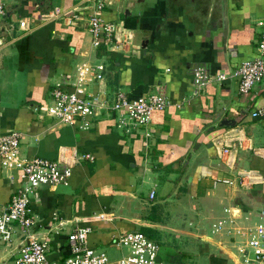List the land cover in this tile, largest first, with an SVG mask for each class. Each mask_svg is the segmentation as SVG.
Returning a JSON list of instances; mask_svg holds the SVG:
<instances>
[{
  "label": "crops",
  "instance_id": "obj_1",
  "mask_svg": "<svg viewBox=\"0 0 264 264\" xmlns=\"http://www.w3.org/2000/svg\"><path fill=\"white\" fill-rule=\"evenodd\" d=\"M105 1L110 4L102 19L132 31L131 45L123 50L92 46L83 21L41 20L47 8L66 11L73 0H0V133H20L19 157L71 165L65 183L42 185L31 194L34 238L45 240L46 257L59 262L68 254L66 235L75 225L89 226L87 244L100 250L116 234L137 228L170 227L181 234L184 215L199 253L215 251L209 264L235 260L227 230L264 223L258 213L264 159L250 151L264 147V116H250L264 104V77L241 94L230 75L255 54L264 0ZM98 63L102 79L85 76V94L111 102L116 92L128 98L158 92L168 104L142 126L117 125L123 110L98 108L82 128L83 119L63 124L37 109L51 103L54 86L72 88L82 64ZM195 65L209 74L202 89L193 85ZM223 118L235 124H219ZM222 147H229L228 164L218 155ZM73 148L92 159L69 161ZM242 169L254 170L260 182L241 187L221 181L235 180ZM21 183L17 169L0 165V213ZM218 221V236L205 231ZM5 235L0 262L8 263L24 236L14 224Z\"/></svg>",
  "mask_w": 264,
  "mask_h": 264
},
{
  "label": "built area",
  "instance_id": "obj_2",
  "mask_svg": "<svg viewBox=\"0 0 264 264\" xmlns=\"http://www.w3.org/2000/svg\"><path fill=\"white\" fill-rule=\"evenodd\" d=\"M109 4V1L105 0H73L66 11L51 7L42 12L40 17L43 21L64 18L69 25L83 21L91 36L92 46H103L109 51L123 50L131 45L133 34L131 30L119 24L102 19V9ZM3 14L4 6L0 2V16ZM102 72L103 65L100 63L82 64L76 69L74 81L71 83L72 88L54 86L50 90L51 103L38 106L37 109L63 124L71 125L78 119H83L80 124L82 128H87L89 124L85 117L96 114L98 108L123 110L125 116L118 119L117 125L142 126L149 121L152 112L161 110L168 104L165 96L158 92L134 98L116 92L111 102L101 101L95 95L85 94L82 87L85 76L90 75L93 79L101 81ZM191 72L194 87L202 89L209 76L207 70L201 65H195ZM230 76L237 78V91L241 94L247 93L264 77V28L256 41L255 54L242 61ZM250 116H264V104L251 111ZM19 138L20 133L16 130L0 133V165L6 169H17L22 181L11 195L7 207L0 213V236L6 238L7 227L14 224L20 228L24 240L17 248V253L11 262H0V264H162L158 244L139 230L116 234L111 244L116 248L126 247L127 253L117 259L109 260L104 251L88 246L87 235L90 227L81 225H75L66 235L67 256L59 262L50 261L46 257L47 242L34 238L31 230L35 221L29 208L30 196L39 186L65 183L71 173V165L70 162L36 156L19 157ZM238 144L240 145V142ZM250 151L264 159V147H251ZM218 155L226 156L225 163H229L231 156L229 147H222ZM66 157L69 161L77 158L92 159L89 153L78 152L74 148L70 149ZM260 180L261 177L252 169L240 170L235 180L221 179L225 184L236 182L241 187H249ZM258 213L259 218L263 219L264 202ZM221 224L222 222L218 221L213 225L212 231H219L222 228ZM227 233L230 234L238 253V256L234 253L235 260H232L234 264L264 262V223L258 222L250 227L229 228Z\"/></svg>",
  "mask_w": 264,
  "mask_h": 264
},
{
  "label": "rangeland",
  "instance_id": "obj_3",
  "mask_svg": "<svg viewBox=\"0 0 264 264\" xmlns=\"http://www.w3.org/2000/svg\"><path fill=\"white\" fill-rule=\"evenodd\" d=\"M181 221L182 230L181 234L178 233L179 235L173 230H170L172 229L170 227H168L166 231L162 232L154 229L153 227L146 229L137 228V230L143 232L149 239L158 244V252L161 257L162 264H209L208 255L214 253L215 251L210 249L206 253H199L200 250L197 248V243L193 242L196 240V238L192 237L193 225L187 223L184 215L182 216ZM171 225L174 224H169V226ZM205 231L213 236H218L220 234L219 232L211 231L210 226H205ZM235 239H237L236 236ZM100 250H103L106 253L109 260L117 259L120 255H125L127 253L126 247L116 248L113 244H110L109 247H105ZM231 250L236 254V256H238L234 243ZM214 255L216 254L214 253ZM225 264L234 263L232 259L229 260L225 258Z\"/></svg>",
  "mask_w": 264,
  "mask_h": 264
},
{
  "label": "water",
  "instance_id": "obj_4",
  "mask_svg": "<svg viewBox=\"0 0 264 264\" xmlns=\"http://www.w3.org/2000/svg\"><path fill=\"white\" fill-rule=\"evenodd\" d=\"M219 124H221V125L223 124V125H227V126H233L235 124V120L223 118L222 120L219 121Z\"/></svg>",
  "mask_w": 264,
  "mask_h": 264
}]
</instances>
